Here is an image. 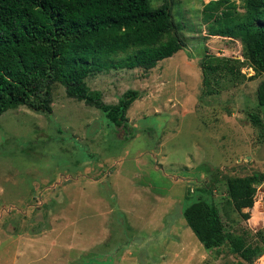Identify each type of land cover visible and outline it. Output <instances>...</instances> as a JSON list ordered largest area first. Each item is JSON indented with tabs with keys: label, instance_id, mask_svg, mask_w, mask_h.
<instances>
[{
	"label": "rangeland",
	"instance_id": "374dc122",
	"mask_svg": "<svg viewBox=\"0 0 264 264\" xmlns=\"http://www.w3.org/2000/svg\"><path fill=\"white\" fill-rule=\"evenodd\" d=\"M208 1L172 0L184 46L155 67L85 78L107 104L139 91L125 125L58 82L50 113L20 106L0 115V264H264V252L246 262L227 239L204 248L182 214L203 200L226 234L254 242L264 230L226 191L228 177L264 173V127L249 117L264 120L256 99L264 72L254 75L240 39L209 35ZM212 56L238 59L240 70L203 77L200 63ZM263 190L264 181L254 196Z\"/></svg>",
	"mask_w": 264,
	"mask_h": 264
},
{
	"label": "trees",
	"instance_id": "16d2710c",
	"mask_svg": "<svg viewBox=\"0 0 264 264\" xmlns=\"http://www.w3.org/2000/svg\"><path fill=\"white\" fill-rule=\"evenodd\" d=\"M236 0H209L203 4L211 19L209 35L237 38L254 75L264 72V0H245L241 15ZM184 46L172 15V0L152 7L149 0H0V115L26 106L50 113L52 85L60 83L68 97L99 109L115 126L126 124V111L140 94L127 89L115 104L103 102L101 92L85 78L112 68L145 70ZM236 63H239L236 65ZM214 73H238L240 60L212 56L200 63ZM258 106H264V78L256 86ZM252 123L264 127L258 113ZM264 173L226 179L229 202L237 211L253 205ZM206 184L200 186L207 189ZM187 225L206 249L227 239L246 262L264 252V230L254 231V242L244 235L226 234L216 206L197 200L182 211ZM249 217V212L242 214Z\"/></svg>",
	"mask_w": 264,
	"mask_h": 264
},
{
	"label": "built area",
	"instance_id": "2783aa9c",
	"mask_svg": "<svg viewBox=\"0 0 264 264\" xmlns=\"http://www.w3.org/2000/svg\"><path fill=\"white\" fill-rule=\"evenodd\" d=\"M253 199V205L249 208H245L246 212H249L248 220L252 221L254 227L264 228V190L261 193L257 191ZM255 211H257L258 214L254 220Z\"/></svg>",
	"mask_w": 264,
	"mask_h": 264
}]
</instances>
